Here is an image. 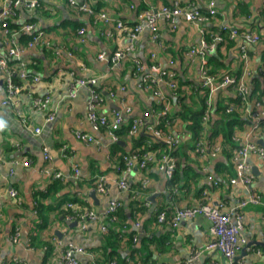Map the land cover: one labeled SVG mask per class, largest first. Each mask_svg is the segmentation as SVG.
<instances>
[{"label": "crops", "instance_id": "obj_1", "mask_svg": "<svg viewBox=\"0 0 264 264\" xmlns=\"http://www.w3.org/2000/svg\"><path fill=\"white\" fill-rule=\"evenodd\" d=\"M85 1L95 10L103 11L130 25L136 23L140 10L155 9L161 5L171 6L174 2ZM39 2V6L34 9H18L20 20L29 21L28 19L33 18L31 21L36 22L38 28L43 30L48 41L45 47L26 49L21 54L26 62L25 68L38 76L39 81L33 82L31 78L20 80L21 89L17 100L9 105L1 104L5 98L3 82L0 88V122L3 123V127H0V264H63L61 253L69 242L80 245L87 251L77 255L78 264H94L90 248L97 247L101 243L102 234L106 232L101 229L104 225L103 219L87 218L80 221L76 216L67 219L63 217L66 203L80 199V202L75 203L99 213L109 199H120L125 205L129 192L120 191L116 184L119 178L118 164L112 153V140L106 132L94 130L88 122L89 87H78L75 95L69 96V82L75 77L102 76L98 90L103 102L97 106L96 111L98 114L109 116L112 111L122 109L121 124L127 127L133 117L141 116L143 111L154 104L152 89L148 82L143 81L151 63L158 60L162 69L171 68L177 74L176 82H185L182 88L188 87L190 83H197L198 59L191 58L189 51L199 47L201 41L210 32L216 31L221 24L248 27V23L253 22L255 16L261 15L258 30L264 34V19L260 14L264 0H178L180 6L189 4L206 15L208 6L213 2L216 13L208 16V20L200 22L187 21L184 17L167 20L160 18L157 40L152 41L150 32L144 29L134 40L130 54L115 64L106 59H98L97 55L103 52L108 56L115 49H125L129 40L124 32L116 30L112 24L106 25L100 19L87 22L84 17L86 15L70 8L66 0ZM242 6L249 8L247 14L241 11ZM79 19H83L85 25L84 42L77 40ZM107 31H110L109 35ZM21 34H24L25 38L21 39ZM9 35L8 33L4 36L0 31V42ZM18 35L21 44L29 37L25 32ZM230 41L233 42L232 46L228 43V46H223L220 50L223 54L226 53L227 58L223 61L227 64V69L237 73L241 70L237 56L238 40ZM152 53L155 55L153 58ZM252 53L249 60L251 67L255 68L258 63L264 64L258 46L252 49ZM134 58L142 64L141 72L136 71ZM162 89L170 97L171 107L176 109L174 100L178 104L177 94L166 86ZM223 94L232 95V91L226 87ZM46 95L49 100L45 107L33 106L34 98ZM49 112H54L52 121L45 120ZM145 119L146 122L152 121L150 116ZM36 128H40V131L36 132ZM144 129L145 127H141L137 133L142 134ZM78 131L94 136L99 140L100 147L78 139ZM121 134L124 140H119L120 144L124 150H131L132 142L128 140V136L126 139L122 130ZM238 134L241 135V132ZM262 140L264 142V138ZM45 150L49 154L48 159L44 158ZM188 152V159L184 158L180 162L190 168H186L178 187L170 188L169 178L157 165L150 169L148 184L138 195L140 205L144 209L138 212L135 210L134 213L138 226L133 221L130 222L132 228L137 231V236L132 240L138 243L143 236L159 239L160 244H150L153 252L151 264H179L195 253L197 256L189 264H226L220 251L204 249L208 241V222L203 216L182 219L175 226L170 225L166 218L162 223H155L153 220V213L159 206H167L168 210H172L175 207L194 205L202 198L203 190L209 191L211 200L224 201L226 205L246 194L243 187L229 182L234 172L230 159L219 154L203 169V161L197 157L193 158L195 155L192 151ZM14 160H25L28 166L21 163L10 166L9 163ZM249 161L252 167L257 169L252 172L251 187L264 201V158L251 155ZM74 164L79 168L78 176L74 175ZM54 172H60L61 176H53ZM206 172L218 180V187L210 186ZM98 175L105 177V195L94 189ZM142 175L140 169L133 166L128 179L135 183L143 177ZM10 190L16 192L15 196L10 195ZM91 190L95 191L96 200L89 196ZM151 200L155 202L152 211ZM38 203L45 207L47 221L45 226L36 227L35 213L32 212L36 211L35 206ZM130 212L129 207H124L127 219L123 220L125 223L130 221ZM242 216V232L246 243L242 246L244 252H241L242 248L238 252L237 255L241 256L237 260L241 264H264V255L255 253V249L264 247V205L249 204L243 208ZM13 237H16L15 241ZM46 242L53 244L50 243L52 250L47 258ZM126 251V245L123 243L121 254L125 255Z\"/></svg>", "mask_w": 264, "mask_h": 264}, {"label": "built area", "instance_id": "obj_2", "mask_svg": "<svg viewBox=\"0 0 264 264\" xmlns=\"http://www.w3.org/2000/svg\"><path fill=\"white\" fill-rule=\"evenodd\" d=\"M2 6H0V31L4 34H10L2 39L0 42V72H2V82L5 90V98L2 100V105H9L15 103L17 95L20 92V80H26L31 78L33 82L39 81L38 76L27 70L26 62L23 60L21 54L24 50L34 49L38 46L45 47L48 45V41L44 37L43 30L39 29L36 22L33 21H21L20 12L18 9H34L39 6V0H1ZM67 4L74 11L79 14H84L87 22H96L100 19L106 23V25H114L115 29L124 32L129 40V44L125 49H115L108 56L101 52L98 53V59H106L111 63H118L122 58H126L133 48V42L138 35L144 30H148L151 34L152 41H156L158 38V21L160 18L177 19L184 17L187 21L200 22L208 20V16H213L216 11L213 7V2L210 3L207 10V15L201 12L197 8L191 7L189 4L186 6H180L178 0H174L171 6L161 5L158 8L142 9L137 13L136 23L134 25L126 24L122 20L116 19L113 16L103 12L97 11L91 7L85 0H66ZM250 17V16H249ZM85 21V20H84ZM253 22H256L258 27L261 25V19L253 18ZM14 23L18 29L16 31H10L9 24ZM230 27V38L238 40V61L241 64V70L239 75L225 74L218 77L217 74L210 73L208 61L205 54L213 52L215 50V42L222 41V36L218 34L214 35L212 42H208L203 39L200 46L192 48L189 51L191 58L197 57L198 59V78L197 83H193L196 87L208 88L209 95H212L219 90L229 87L235 92V96L240 98L243 103V109L246 110V115L250 122L247 124L241 135L237 133L233 139L239 141V145L232 149L230 162L233 166V175L230 176L229 182L233 185H239L243 187L246 194L236 200L235 202L226 205L224 201H213L209 198V191H202V198L194 205L187 207H175L171 210L169 215V224L175 226L182 219L194 218L197 216H203L208 222L207 236L208 241L205 244L204 249H216L220 251L226 264H241L237 260L236 255L246 243V239L243 235L242 224V210L249 204H263L264 201L251 187L253 180L252 165L249 161L251 155L264 158V146L259 144L258 139H263L264 136V94L260 99L249 98V80L252 76H260L262 87L264 91V64L258 63L255 68L250 66L249 60L251 58L252 49L258 46L259 52L264 53V34L260 31L251 30L246 27L244 31H239L238 27L230 26L229 24H221L219 27L221 30ZM85 25H80L77 29V40L79 42L85 41L84 36ZM20 32H25L29 37L24 44L18 41V35ZM107 35L110 31L106 32ZM155 55L152 53L151 57ZM136 71L141 72V63L137 59H133ZM171 64V62H170ZM102 76H88V77H75L69 82V96H74L78 87L88 86L90 89V95L87 100V118L88 122L94 130H105L106 134L110 137L112 142L118 141V130L122 121V109L112 111V114L107 116L98 114L96 111L97 106L103 102L102 97L97 89L99 80ZM176 73L170 69H162L158 60L151 63L149 71L145 74L144 80L148 82L153 96L156 100V104L149 109H146L141 113V116H135L132 118V122L128 127L127 136L131 137L135 135L141 127L145 129L154 137L161 138L172 145L176 142L175 138L169 134H163L159 129L155 128L157 123V117L165 113L162 110V103L167 101L168 96L164 93L163 87L166 86L172 92L177 88ZM162 86V88H161ZM2 87V88H3ZM48 95L40 96L33 99V106L36 108L45 107L48 103ZM209 103V101L207 102ZM166 105V104H165ZM229 110V109H227ZM129 112L130 109H127ZM244 115V116H246ZM151 118V122H146L147 117ZM209 113H206L205 117L208 118ZM54 119V112H49L45 118L46 121H52ZM36 132L40 131V128L35 129ZM76 137L84 142H92L96 147H100L99 140L95 139L90 134H83V132H77ZM210 138L205 140L204 138L199 140L195 146V152H198L197 158L202 160L204 165L203 169L209 165L211 159L218 156L222 151V141L220 138L210 144ZM155 155L154 151L145 150L142 153L139 151H133L130 155H124L125 161L124 169L121 171L117 185L119 189L126 190L129 180L128 174L133 164L139 158L140 167H144L146 161L150 160ZM44 158L48 159L49 154L45 150ZM175 158L168 154L162 153L158 158L157 168L164 172L167 178H171L175 168ZM28 166V162L25 160H14L9 163L10 166L14 165ZM11 170V169H10ZM74 175H79V168L76 164L73 166ZM53 176L60 177V172H54ZM206 178L209 180L211 187H218V180L211 174L206 172ZM149 178H143L142 187L145 188L148 184ZM94 189L101 194H106L107 187L105 183V177L98 175ZM16 192L10 190V195L15 196ZM121 202L119 200H107L105 207L101 212L94 210H83L78 213L79 219L82 221L87 218H99L100 214L105 217H109L110 220L115 219L114 213H116ZM67 206H72L71 202L67 203ZM159 210V211H158ZM157 212L158 221L162 222L166 218V212L158 208ZM33 214L35 213L32 212ZM71 217H68L70 219ZM100 219V218H99ZM138 226V223H135ZM103 231H106L105 225L101 226ZM16 240V237H13ZM87 251L80 245L73 242H69L62 251L61 261L63 264H78L77 255L85 254ZM255 253L264 255V247L255 249ZM92 261L97 264L95 257L90 253ZM197 256V253L193 254L187 260L180 262L179 264H189ZM106 264H116L115 261H109Z\"/></svg>", "mask_w": 264, "mask_h": 264}, {"label": "trees", "instance_id": "obj_3", "mask_svg": "<svg viewBox=\"0 0 264 264\" xmlns=\"http://www.w3.org/2000/svg\"><path fill=\"white\" fill-rule=\"evenodd\" d=\"M240 9L245 14L249 12V8L246 6H242L240 7ZM260 14L263 15L262 18L264 19V6ZM255 18L261 19V15L260 17L255 16ZM32 19L33 18H30L28 20L31 21ZM82 24L83 19H79L77 27ZM248 25L250 29H255L254 26H256V31L259 32L256 22H249ZM237 27L239 31H244L246 28L239 26ZM9 29L10 31H16L18 27L14 23H10ZM215 34L222 36L223 40L215 42V50L213 52L205 54V57L208 61L210 73L217 74L218 77L224 76L225 74H233L236 76L239 75L240 70L236 73V71L231 72L232 70L229 71L227 69V64L225 63V61H223L224 58H227L226 53L223 54L220 50L225 48V46H228V43H231L230 46L233 45V42L230 41L233 40L230 38V27L228 26L224 30H221V28L219 27L216 31L210 32L204 39L208 42H212ZM23 38H25V35L21 34V39ZM260 58L264 60V53H260ZM109 62L111 63V61ZM176 78L177 74L175 79ZM261 78L262 77L258 75L252 76L250 78L248 83L251 88L249 91L250 99L261 100L264 94L262 87L263 82H261ZM184 83L185 82L183 80H178L177 88L173 91L174 94H177L179 99L178 104L176 100H174L176 109H173L171 107V99L166 94L169 99H167V101H164L161 107L162 110H165V113L157 117V123L155 125V128L159 129L163 134H169L175 138L176 142L172 145L168 144L164 140L163 136L161 138H156L150 133H147L149 130L147 131L146 129H144L147 132L143 131L142 134L136 133L135 135L128 137V140L132 142V149L126 151L124 150L123 145L120 144L119 140H124L121 134V130L123 131V133H125V137L127 139V133L125 131L128 130L129 126L123 127L122 124L120 125V128L118 130L119 139L118 141H114L111 145L112 153L118 164V177L120 176L121 171L125 166V161L123 159L124 155H130L131 152L137 150L139 151V153H142V151L145 150H151L155 152V155H153L150 160L146 161L144 167L139 166V162H141L142 160L141 158L137 160L139 162H135L133 164V166H137L140 169L143 177L141 176L142 178H139L135 183H131L129 181L126 189L127 192H129L128 201L125 205H123L122 201L120 199H117L121 202V205L120 207H118L116 213H114L115 219L110 220L109 217H105L103 219V223L106 227V232L102 234L101 243L97 247L90 248V251L93 253L97 264H106L109 261H115L116 264L152 263L153 252L150 249V244L153 242L160 244L159 239H152L147 238V236H143L139 239L138 243L133 242L132 239L134 236H137V231L132 228L130 222L133 221L134 223H138L134 219V213L135 210H137L138 212L143 211L144 209V207H141V201L138 198V195L145 189H143L142 187L143 178L149 177L148 173H151L150 169L154 165H157L160 154H168L169 156L174 157L176 160L173 175L168 179V185L171 189H173L175 187H178L180 180L183 178L182 176L186 172V168H190L188 165L183 166L180 161H182L184 158L188 159V151L193 152V154L195 155L193 156V158L197 157V154L199 153L195 152L194 148L199 140L203 138L207 140L211 137H219L222 141V151L219 154L224 155L225 158L228 159H230L232 149L235 146L239 145V141L234 140L233 136H237V133H242L247 124H249L250 120L245 113L246 110L243 109V103H241L240 98L238 96H235V92L230 89L232 91V95L228 94L226 96L225 94H223V88L218 92H215L211 97L209 95L210 92L208 88L196 87L191 83L188 87L182 88V85ZM98 88L100 87H97V89ZM208 101L209 103H207ZM155 104L156 100L151 106H154ZM206 113H209V117L203 118L205 117ZM101 131L106 132L105 130ZM176 132H178V134H176ZM180 136H182V139H180ZM186 148L188 150H186ZM197 167H199L198 164ZM118 179L116 180V184ZM120 191L125 190L120 189ZM73 201H68L71 202L72 206H66V208L64 209L65 211L63 213V217H66L67 219L68 217L73 216L79 218L78 213L83 210H93L90 208H84L79 203H75L78 201L80 202V199H78V201ZM126 206L129 207L131 212L129 217L130 221L125 223V221L123 220H127L124 214V207ZM159 209L166 212V220L169 221L171 210H168L167 206H159ZM35 210L36 211L34 215L36 219L34 224L36 225V227L45 226L47 221V211L45 210V207H43L41 203H38L35 206ZM100 218H103V216L100 215ZM79 220L82 221L81 219ZM153 220L155 223H160L158 221L157 212L153 213ZM50 243L52 244V242ZM50 243H45V245L47 246L45 249L46 258L49 256L50 251L52 250L53 244L51 245ZM123 243L126 245L127 250L125 255L121 254V247Z\"/></svg>", "mask_w": 264, "mask_h": 264}, {"label": "water", "instance_id": "obj_4", "mask_svg": "<svg viewBox=\"0 0 264 264\" xmlns=\"http://www.w3.org/2000/svg\"><path fill=\"white\" fill-rule=\"evenodd\" d=\"M1 11V10H0ZM1 84H2V79H0V88H1ZM259 144H264L263 140L262 139H258L257 141ZM257 169L255 166L252 167V172H256ZM89 196H91L94 200H96V197H95V191L94 190H91L89 193ZM152 204L150 206V210L152 211V209L154 208L155 206V202L153 200H151ZM242 251L241 252H244V248L241 249ZM242 254V253H241ZM241 255H237L236 258L238 259Z\"/></svg>", "mask_w": 264, "mask_h": 264}, {"label": "rangeland", "instance_id": "obj_5", "mask_svg": "<svg viewBox=\"0 0 264 264\" xmlns=\"http://www.w3.org/2000/svg\"><path fill=\"white\" fill-rule=\"evenodd\" d=\"M254 28L257 29L256 26H254ZM255 29H251V30H255ZM218 139H219V137H216V138L211 137V138H210V140H211V143H210V144L214 143L215 140H218Z\"/></svg>", "mask_w": 264, "mask_h": 264}, {"label": "clouds", "instance_id": "obj_6", "mask_svg": "<svg viewBox=\"0 0 264 264\" xmlns=\"http://www.w3.org/2000/svg\"><path fill=\"white\" fill-rule=\"evenodd\" d=\"M0 127H3V123L2 122H0Z\"/></svg>", "mask_w": 264, "mask_h": 264}]
</instances>
